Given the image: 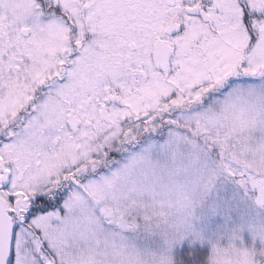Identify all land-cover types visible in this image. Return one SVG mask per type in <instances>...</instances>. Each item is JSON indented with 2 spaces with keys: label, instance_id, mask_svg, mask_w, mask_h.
<instances>
[{
  "label": "snow or ice",
  "instance_id": "obj_1",
  "mask_svg": "<svg viewBox=\"0 0 264 264\" xmlns=\"http://www.w3.org/2000/svg\"><path fill=\"white\" fill-rule=\"evenodd\" d=\"M0 264H264V0H0Z\"/></svg>",
  "mask_w": 264,
  "mask_h": 264
}]
</instances>
